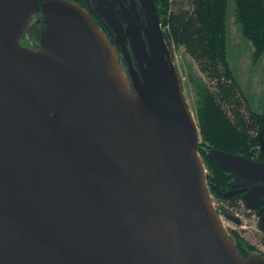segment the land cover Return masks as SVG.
<instances>
[{
    "label": "water",
    "instance_id": "water-1",
    "mask_svg": "<svg viewBox=\"0 0 264 264\" xmlns=\"http://www.w3.org/2000/svg\"><path fill=\"white\" fill-rule=\"evenodd\" d=\"M200 137L156 0H0V264H264ZM208 156L219 194L264 204V163Z\"/></svg>",
    "mask_w": 264,
    "mask_h": 264
},
{
    "label": "trees",
    "instance_id": "trees-1",
    "mask_svg": "<svg viewBox=\"0 0 264 264\" xmlns=\"http://www.w3.org/2000/svg\"><path fill=\"white\" fill-rule=\"evenodd\" d=\"M70 1L80 3L79 0ZM156 3L165 27L167 2L156 0ZM193 3V11L179 9L170 14L169 22L174 42L185 47L216 86L213 92L198 89L196 118L201 134L198 151L208 169L211 192L219 196V191L226 192L232 187L231 177L208 156L209 150L219 149L253 160H261L264 156V112L249 105L231 69L227 47L228 11L233 3L235 22L252 46L253 61L257 62L264 55V0H194ZM164 35L171 49L170 35L166 31ZM243 101L247 102L245 110ZM257 149L259 157L255 159ZM238 197L242 195L230 200ZM233 240L245 258L255 250L239 236Z\"/></svg>",
    "mask_w": 264,
    "mask_h": 264
},
{
    "label": "rangeland",
    "instance_id": "rangeland-1",
    "mask_svg": "<svg viewBox=\"0 0 264 264\" xmlns=\"http://www.w3.org/2000/svg\"><path fill=\"white\" fill-rule=\"evenodd\" d=\"M167 10L164 17H168L163 31L170 35L171 50L175 64L182 78L184 92L189 102L190 108L197 116L198 108V89H205L213 92L216 89L211 77L203 71L198 61L190 55L183 45L174 42L171 36L172 27L169 22L170 14L178 12L179 9L194 10V0H166ZM235 6L233 3L228 11V60L233 70L234 76L241 86L245 96L248 99L249 105L258 112H264V55L254 62L252 58V46L242 36L239 25L234 18ZM247 102L243 101L242 108L244 109ZM224 108L230 112L231 109L224 103ZM245 110V109H244ZM197 120V118H196ZM198 123V122H197ZM201 142V137H200ZM200 144V143H199ZM259 149L256 150L258 159ZM206 166V165H205ZM208 174V169L206 167ZM213 204L222 213L224 225L231 237L237 239L239 236L247 244L255 248L252 252L258 251L264 253V237L258 227V220L255 213L246 208L243 198L238 197L231 201L212 194ZM230 216L239 219V223H235L230 219ZM251 252V253H252Z\"/></svg>",
    "mask_w": 264,
    "mask_h": 264
},
{
    "label": "flooded vegetation",
    "instance_id": "flooded-vegetation-1",
    "mask_svg": "<svg viewBox=\"0 0 264 264\" xmlns=\"http://www.w3.org/2000/svg\"><path fill=\"white\" fill-rule=\"evenodd\" d=\"M86 1L87 0H79L80 4H82L85 7H86ZM92 16L95 18L96 22L99 24L101 29H104L103 26L101 25L100 21L98 20V18L94 14H92ZM37 19H38L37 17L32 18V20L30 22V26H29L30 27V32L27 30L25 32V34L22 36V41L21 42H22V45L25 46V47L34 48V45H35V43H34V34H32L31 29L37 23ZM257 161L264 163V156H263V158L261 160H257ZM231 182H232V179H231ZM229 190H239V188H235V187L232 186L231 188H229ZM238 195H242L243 196L242 193H237V194H235L232 197H224L221 194H219V197H222L224 199H229L230 200L231 198L236 197ZM252 211L256 215V218L258 220L257 221L258 222V227H259L260 231L263 233V237H264V229H262L260 227V221L262 219V216L264 215V204L260 205L256 210H252ZM262 254L264 255V253H262Z\"/></svg>",
    "mask_w": 264,
    "mask_h": 264
}]
</instances>
